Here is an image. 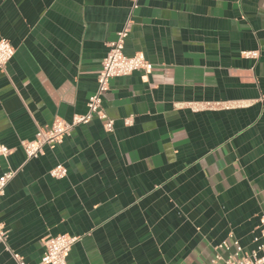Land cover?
I'll return each mask as SVG.
<instances>
[{"label": "crops", "instance_id": "crops-1", "mask_svg": "<svg viewBox=\"0 0 264 264\" xmlns=\"http://www.w3.org/2000/svg\"><path fill=\"white\" fill-rule=\"evenodd\" d=\"M0 0V264H38L47 237H76L66 264H223L264 219V0ZM151 70L113 78L107 120L27 160L56 119L87 113L107 44ZM252 53V56H246ZM205 103H220L206 108ZM57 165L62 179L49 175ZM214 262V263H212Z\"/></svg>", "mask_w": 264, "mask_h": 264}, {"label": "built area", "instance_id": "built-area-1", "mask_svg": "<svg viewBox=\"0 0 264 264\" xmlns=\"http://www.w3.org/2000/svg\"><path fill=\"white\" fill-rule=\"evenodd\" d=\"M131 5V12L138 7L140 0H126ZM131 17L127 18L122 28L116 35V39L107 44V52L101 62L100 72L97 76L96 91L88 98L87 113L85 115L74 116L71 122L67 123L62 119L56 118L52 124L40 129L38 137L32 141H23L21 148L27 160L37 158L43 154L45 146H55L61 144L67 137L72 128L87 124L91 119L107 120L102 108V97L109 89V82L113 78L126 77L133 72L148 73L152 66L146 60L142 53H135L132 56H126L123 52L125 39L128 36L131 25ZM246 56H252V53H246ZM14 56V48L8 40L0 39V69H3ZM259 103L264 105V94L259 99ZM220 103H205L206 108L217 106ZM107 131L112 130V121L105 123ZM11 150L0 144V157H7ZM67 170L62 165H57L50 170L49 175L55 179H62L66 176ZM14 172H8L0 176V198L4 195L8 182L12 179ZM7 233L4 225L0 223V243L5 244ZM77 238L68 235H57L47 237L43 241L44 252L38 264H66V257L71 246ZM254 248L249 253L242 252L236 241L233 242L234 251L229 252L227 244L219 245L228 251L223 264H264V219L261 220L259 234L254 238ZM15 264L23 263L18 254L12 253ZM214 263V262H212Z\"/></svg>", "mask_w": 264, "mask_h": 264}]
</instances>
